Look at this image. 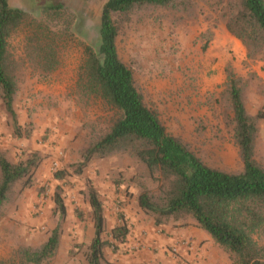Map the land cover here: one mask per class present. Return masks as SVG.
Wrapping results in <instances>:
<instances>
[{
  "label": "rangeland",
  "instance_id": "obj_1",
  "mask_svg": "<svg viewBox=\"0 0 264 264\" xmlns=\"http://www.w3.org/2000/svg\"><path fill=\"white\" fill-rule=\"evenodd\" d=\"M105 1L8 0L26 12L24 22L8 40L17 68L14 107L23 135L14 134L0 97V151L12 162L35 151L41 159L29 184L24 178L16 181L0 208V264H32L30 252L42 246L58 222L57 252L38 264H89L86 254L94 227L84 195L88 181L103 202V237L110 239L111 226L123 219L129 227L124 243L105 248L101 264H168L167 256L175 261L172 263L181 264L184 251L193 258L182 264H234L230 252L192 217L154 223L153 214L137 204L135 184L140 181L156 191L158 183L135 159L120 153L94 157L82 173L75 172L90 135L85 123L106 130L112 117L99 101L85 103L75 92L82 42L95 38ZM225 1L193 0L188 10L138 7L115 14L113 19L119 56L131 69L144 103L157 113L167 132L186 143L206 164L238 172L243 165L232 137L233 114L222 97L225 68L231 66L241 78L247 112L262 113L253 157L264 167V78L255 69L258 64L264 68V58L249 59L243 44L226 29L221 15ZM57 3L60 10H44ZM48 48L52 71L45 70L48 63L42 60ZM57 171L65 174L56 178ZM118 179L122 180L119 184ZM56 186L61 187L66 208L62 221L53 200ZM76 211L82 212L81 219ZM171 228H195L194 237L182 238L188 246H179L175 253L171 248L176 243L165 239ZM141 229L145 247L127 250L128 243L140 240Z\"/></svg>",
  "mask_w": 264,
  "mask_h": 264
},
{
  "label": "trees",
  "instance_id": "obj_2",
  "mask_svg": "<svg viewBox=\"0 0 264 264\" xmlns=\"http://www.w3.org/2000/svg\"><path fill=\"white\" fill-rule=\"evenodd\" d=\"M193 0H106L97 22L93 40L82 42L83 52L77 68L75 92L85 103L99 101L112 112L106 130H97L86 122L90 135L75 172L82 173L94 157L125 154L144 165L148 177L158 183L157 190L136 182L137 204L153 214L155 224L167 220L192 217L196 225L207 231L213 240L230 252L234 264H264V167L254 159V142L262 113L250 115L231 66H226V84L222 97L233 114V140L242 169L238 172L206 164L181 139L167 132L157 113L150 109L137 89L131 69L117 50L118 28L113 19L138 7H170L188 10ZM222 17L226 29L245 47L249 59L264 58V0H226ZM60 4L45 6L55 12ZM26 18L20 7L0 0V97L11 118L13 132L23 135L14 107L18 83L16 67L8 50L9 37ZM210 38V36H209ZM207 38V40H209ZM42 60L50 65L51 49ZM47 68V69H46ZM251 75L257 78L253 72ZM41 157L37 151L26 159L12 162L0 151V208L16 181L29 184L32 172ZM64 171H57L61 178ZM122 180L118 179L119 184ZM85 199L91 209L94 233L86 254L89 264H101L105 248L126 241L129 227L123 218L110 228V239L103 237L104 206L98 189L86 183ZM61 187L56 186L54 203L59 221L66 215ZM81 219L82 212L76 211ZM60 222L42 246L30 252L32 264L54 256L59 246Z\"/></svg>",
  "mask_w": 264,
  "mask_h": 264
},
{
  "label": "crops",
  "instance_id": "obj_3",
  "mask_svg": "<svg viewBox=\"0 0 264 264\" xmlns=\"http://www.w3.org/2000/svg\"><path fill=\"white\" fill-rule=\"evenodd\" d=\"M255 69H256L257 73L264 78V68L262 67V65L258 64ZM194 229L195 228H193V229H189V228H186V229H184V228L183 229L171 228L170 230H168V232L166 234V238H165L166 242L172 244V243H176L177 241L181 240L182 238H189L190 239V238L194 237V235H195ZM142 232H143V230L141 229L140 232H139V238L141 240L143 238ZM182 254L183 255H182V259H181L182 260L181 264L183 263V261H185V260L191 261L192 258H193V255H192L191 252L189 254H187L184 251V252H182ZM136 258H140L139 255ZM142 258H144V255H142ZM164 258H165V260H168V262H167L168 264H174L172 262H175L174 260L168 259V256L164 257ZM134 260H136V259H133L132 262H134ZM176 264H180V263L178 262Z\"/></svg>",
  "mask_w": 264,
  "mask_h": 264
},
{
  "label": "built area",
  "instance_id": "obj_4",
  "mask_svg": "<svg viewBox=\"0 0 264 264\" xmlns=\"http://www.w3.org/2000/svg\"><path fill=\"white\" fill-rule=\"evenodd\" d=\"M188 244H189V242L188 241H186V240H179V241H177L176 242V245L175 246H173L172 248H171V250H172V252H177L178 251V247L179 246H188ZM145 243H144V241L143 240H139L138 242H134V243H131V244H127V250H129V251H136V250H138V249H140V248H143V247H145Z\"/></svg>",
  "mask_w": 264,
  "mask_h": 264
}]
</instances>
